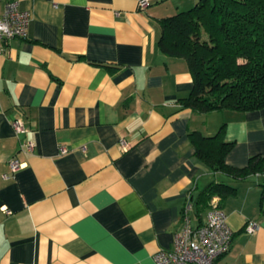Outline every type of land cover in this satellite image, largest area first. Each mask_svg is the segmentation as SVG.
<instances>
[{"label":"crops","instance_id":"0c3cea01","mask_svg":"<svg viewBox=\"0 0 264 264\" xmlns=\"http://www.w3.org/2000/svg\"><path fill=\"white\" fill-rule=\"evenodd\" d=\"M16 1L29 21L0 54V264H157L187 199L191 224L206 220L209 202L197 200L212 180L237 187L221 201L233 233L213 264H264L260 177L211 171L189 136L225 123L224 140L234 141L225 161L243 166L264 155V108L182 106L192 75L157 44L160 20L197 0L144 9L136 0ZM17 117L27 128L19 135ZM11 157L24 165L4 178Z\"/></svg>","mask_w":264,"mask_h":264},{"label":"trees","instance_id":"16d2710c","mask_svg":"<svg viewBox=\"0 0 264 264\" xmlns=\"http://www.w3.org/2000/svg\"><path fill=\"white\" fill-rule=\"evenodd\" d=\"M157 44L166 54L185 59L193 85L182 106L199 113L264 108V0H197L195 4L160 20ZM225 123L212 135L190 132L196 157L211 171L234 181L259 176V210L264 216V155L254 154L243 166L228 164L234 141L224 140ZM237 187L223 180L208 182L197 205L212 196L221 201Z\"/></svg>","mask_w":264,"mask_h":264},{"label":"built area","instance_id":"2783aa9c","mask_svg":"<svg viewBox=\"0 0 264 264\" xmlns=\"http://www.w3.org/2000/svg\"><path fill=\"white\" fill-rule=\"evenodd\" d=\"M138 8H146L151 0H136ZM29 21V12L18 7L16 0H4L0 11V54L4 53L8 40L13 37H26ZM11 126L16 135L27 131L21 117L11 121ZM25 151L31 152L33 142L26 140L22 143ZM122 148L126 143L122 141ZM65 151L64 147L60 149ZM24 165L15 157L9 159V171L3 173V177L12 176ZM219 196H213L209 201V209L206 220L200 225H192L188 209L190 201L187 199L183 206L182 224L173 234L172 247L160 248L154 253L157 264H213L214 260L230 246L232 229L227 222V214L220 205ZM6 213L11 210L2 207ZM255 220H248L244 230L248 233L255 232L257 228Z\"/></svg>","mask_w":264,"mask_h":264},{"label":"rangeland","instance_id":"374dc122","mask_svg":"<svg viewBox=\"0 0 264 264\" xmlns=\"http://www.w3.org/2000/svg\"><path fill=\"white\" fill-rule=\"evenodd\" d=\"M0 9H1V2H0ZM261 182V181H260Z\"/></svg>","mask_w":264,"mask_h":264}]
</instances>
